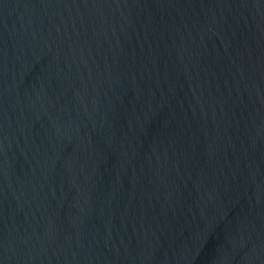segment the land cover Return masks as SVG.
<instances>
[{"label":"water","instance_id":"water-1","mask_svg":"<svg viewBox=\"0 0 264 264\" xmlns=\"http://www.w3.org/2000/svg\"><path fill=\"white\" fill-rule=\"evenodd\" d=\"M0 264H264V0H0Z\"/></svg>","mask_w":264,"mask_h":264}]
</instances>
